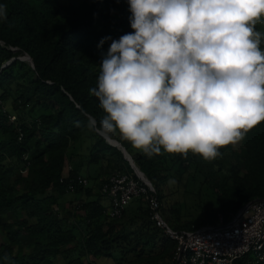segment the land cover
I'll list each match as a JSON object with an SVG mask.
<instances>
[{
	"label": "trees",
	"instance_id": "16d2710c",
	"mask_svg": "<svg viewBox=\"0 0 264 264\" xmlns=\"http://www.w3.org/2000/svg\"><path fill=\"white\" fill-rule=\"evenodd\" d=\"M0 3L7 6V19L0 21V98L5 104L14 101L7 113L0 112V231L6 238L0 242V264H55L58 256L65 257L78 247L86 257L114 255L118 250L122 256L116 264H176L177 242L151 220L143 198L133 199L121 217L112 218L103 204L106 196L96 195L93 184L68 189L69 179L80 175L100 188L115 171L133 172L123 152L90 130L83 114L97 120L103 115L90 89L96 87L101 54L107 53L112 41L98 45L105 37L118 40L133 31L127 0ZM260 47L264 50V42ZM16 48L32 62L17 58ZM7 61L11 62L3 66ZM13 113L17 123L9 117ZM17 124L22 127V138ZM85 134L92 137L89 152H75ZM114 139L154 184L161 200V183L174 177L172 166L166 165L168 157L174 165L197 170L204 160L191 151L186 157L162 153L149 158L118 135ZM239 145V150L233 144L220 148L214 159L218 162L226 153L232 154L229 174L210 181L218 197V212L225 215L264 198V121L249 129ZM78 155L88 157L86 165L82 157L76 159ZM68 162L72 163L69 177L61 181ZM67 193L74 194L77 202L68 213L65 208L59 212L56 208ZM217 214L210 213L206 222L193 228L215 223ZM132 221L141 222V230H127ZM191 225L171 224L175 229H192ZM132 234L137 236L134 241ZM70 263L83 260L79 256ZM235 264L251 263L243 258Z\"/></svg>",
	"mask_w": 264,
	"mask_h": 264
},
{
	"label": "clouds",
	"instance_id": "9594fccd",
	"mask_svg": "<svg viewBox=\"0 0 264 264\" xmlns=\"http://www.w3.org/2000/svg\"><path fill=\"white\" fill-rule=\"evenodd\" d=\"M127 3L133 31L98 45L112 41L90 89L103 115L83 113L90 130L149 158L191 151L211 161L264 121V0Z\"/></svg>",
	"mask_w": 264,
	"mask_h": 264
},
{
	"label": "built area",
	"instance_id": "2783aa9c",
	"mask_svg": "<svg viewBox=\"0 0 264 264\" xmlns=\"http://www.w3.org/2000/svg\"><path fill=\"white\" fill-rule=\"evenodd\" d=\"M8 111L0 98V112ZM9 117L17 123L16 114ZM16 126L22 138V127ZM128 160L133 172L115 171L99 188V192L110 200L108 214L112 218L121 217L133 199L143 198L149 207L151 220L177 242L176 264H235L243 258L251 264L264 263V198L248 201L229 215L218 213L215 223L192 229H175L164 215L163 203L154 184L144 172L134 167L133 158ZM70 170L71 166L66 168L61 181L69 177ZM77 184L86 187L90 180L82 175L69 179V191H75ZM82 264L99 263L88 256Z\"/></svg>",
	"mask_w": 264,
	"mask_h": 264
},
{
	"label": "rangeland",
	"instance_id": "374dc122",
	"mask_svg": "<svg viewBox=\"0 0 264 264\" xmlns=\"http://www.w3.org/2000/svg\"><path fill=\"white\" fill-rule=\"evenodd\" d=\"M261 20H264V17H261ZM256 30L264 32V24L257 23L256 24ZM17 53V58L24 59L26 54L18 50L17 48L14 50ZM27 61L26 59H24ZM11 61L4 62L3 66H6ZM8 109H11V107L14 105L13 99L9 100L8 104H6ZM15 114V113H13ZM17 115V114H16ZM18 117V116H17ZM92 137L85 134L80 141L75 145V152L81 154H87L89 152V148L92 144ZM234 149L239 150L240 145L239 142L233 144ZM82 155L76 156V159L81 160ZM84 157V158H83ZM83 163L86 165L88 157L85 158L83 156ZM232 159V154L229 152L225 154L222 158H220V161L214 162V160L206 161L203 160V162L199 163V169H195L194 167H190L186 169L184 166L174 165V161L172 157H168L167 159V166L170 167V172L174 175L173 178L169 179L167 182H162V188H163V212L166 216L168 222H170L172 225L179 224L181 226H187L188 224H192L191 227H197V225L204 223L207 221V217L210 215V213H219L218 207H219V201L217 194L215 190L211 187L210 181L217 178L222 177L224 174H229V168H230V161ZM214 162V163H213ZM21 165V164H20ZM72 165V163H67V168ZM174 165V166H173ZM94 167L100 169V165H94ZM212 166V167H211ZM21 167V166H20ZM214 169V172L211 171V169ZM99 171V170H98ZM97 169L95 173L97 174ZM83 175L87 174V171L83 170ZM94 173V174H95ZM164 171L160 173L162 175ZM153 182L157 184L156 179L152 178ZM174 181V182H170ZM94 185V192L95 194H99V184H94L90 180L89 185ZM77 202V198L72 193H67L64 196L61 197V209L56 208L57 211L61 212L62 209L65 208L64 212L68 213V210L70 207L74 205V203ZM103 204L107 206V209H110V200L106 196L103 198ZM133 207H136L137 201H134L132 203ZM64 215V213H63ZM218 215V214H217ZM131 227H129L127 230L134 232L137 231L139 228L141 230L140 223L137 221L131 222ZM139 230V231H140ZM79 231V230H77ZM137 236L135 234H132L131 241H134ZM5 236L0 231V242L5 241ZM72 247V245H71ZM81 257V260L84 261L87 259L85 255H83V251L81 247H78L77 250H72L70 254L68 253L67 256L64 257V255L58 256V258L54 259L55 264H71L70 261L73 259H76L77 257ZM121 253L117 250L114 252V255H101L93 256L98 261L99 264H116L115 262L119 260V257H121ZM93 258L92 256H89ZM128 259H131V255L127 256ZM264 264V263H259Z\"/></svg>",
	"mask_w": 264,
	"mask_h": 264
},
{
	"label": "water",
	"instance_id": "95a60500",
	"mask_svg": "<svg viewBox=\"0 0 264 264\" xmlns=\"http://www.w3.org/2000/svg\"><path fill=\"white\" fill-rule=\"evenodd\" d=\"M30 58V60L32 61V58L31 57H29ZM14 60H15V58H13ZM23 60V59H22ZM111 145H113L112 144V142L111 141H116L118 144H119V146H116V147H118L122 152H123V154L125 155V157L127 158V155L130 157V159L132 158V156L129 154V152L126 150V148L119 142V141H117V140H115V139H112V140H107ZM113 146H115V145H113ZM128 159V158H127Z\"/></svg>",
	"mask_w": 264,
	"mask_h": 264
},
{
	"label": "bare ground",
	"instance_id": "6f19581e",
	"mask_svg": "<svg viewBox=\"0 0 264 264\" xmlns=\"http://www.w3.org/2000/svg\"><path fill=\"white\" fill-rule=\"evenodd\" d=\"M24 59H26V60H29V58H27V57H25ZM112 142V144L113 145H115V146H119V144L116 142V141H111ZM127 158L128 159H130V157L127 155ZM132 163H133V165H134V167L136 168V169H138L139 171H141L139 168H138V166L132 161Z\"/></svg>",
	"mask_w": 264,
	"mask_h": 264
},
{
	"label": "crops",
	"instance_id": "0c3cea01",
	"mask_svg": "<svg viewBox=\"0 0 264 264\" xmlns=\"http://www.w3.org/2000/svg\"><path fill=\"white\" fill-rule=\"evenodd\" d=\"M98 262V261H97Z\"/></svg>",
	"mask_w": 264,
	"mask_h": 264
}]
</instances>
